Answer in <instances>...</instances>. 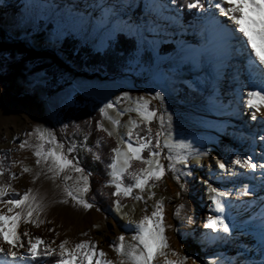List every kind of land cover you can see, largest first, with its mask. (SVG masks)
I'll list each match as a JSON object with an SVG mask.
<instances>
[{"label":"rangeland","instance_id":"rangeland-1","mask_svg":"<svg viewBox=\"0 0 264 264\" xmlns=\"http://www.w3.org/2000/svg\"><path fill=\"white\" fill-rule=\"evenodd\" d=\"M30 3L58 5L54 11L60 14L87 15L93 11L89 7L93 0H0V53H7L9 57L6 70L0 72V164L9 167L18 176V179L11 181L13 188L24 190L31 187L44 194L48 200H58L61 196L59 187H55L43 175L32 182L31 174H20V164L10 167L13 161L19 160L30 167L32 173L37 170L31 155L32 149L19 148L20 141H27L29 145L37 143L34 128L55 136L57 144L62 143L65 146L58 148V151L66 153L67 145L76 144L74 152L66 155L75 156L79 166L87 174L90 171L82 165V161L87 156L92 158V152L96 153L95 148L88 145V139L90 132L96 129L97 121L108 131H113L109 117L119 121L110 136L116 146L121 138L128 139L124 133L129 126V118L139 125L138 129H133V141L137 134H144V125L139 116L134 111H123L126 106H132L131 100L140 96L149 101V109L163 104L165 111L172 117L165 124V128L170 126L173 139L190 145L191 151L185 161L188 168L176 164V180L172 179L174 173L166 170L164 176L154 182L151 198L147 196V188L143 192L134 190L136 195L143 197L142 201L131 197H113L111 193L114 188L105 183L110 198L109 207L102 208L97 204L89 190L86 198L93 207L88 210L73 208L71 200L67 204L50 203L41 213L44 224L38 227L22 225L19 231L26 227L31 235L51 241L53 246L64 239L69 241L68 247L81 240H94L97 248L104 251L108 259L115 261L117 257L109 248V243L119 242L116 237L120 235L124 236L125 246L134 243L131 240L134 232L127 230L129 222L150 215L155 201L159 199L163 204L165 235L170 247L178 254L191 256L197 259L198 264H216L217 259L221 264L225 261L228 264H237L244 253H251L246 258V264L247 261L258 264L261 259L258 250L259 225L264 218V191L260 189L259 169L254 174L250 171L244 173L243 169L231 165L233 158L248 155L252 159L254 155H260L256 151L259 140L253 139V136L263 135L264 130L261 128L264 126L261 123L264 116L257 113L258 118L252 120V113L243 107L244 94L252 90L243 86L247 78L246 57L239 56L230 63L226 61L218 72L212 69L204 73L178 71L174 74L175 78L167 82L168 86H162L154 79L146 61L137 63L130 60L131 55L123 64L122 74L109 75L99 71L97 67L83 63L82 58L76 60L73 56H68L67 51L60 45L67 38L73 42L74 48L84 46L91 52L101 53L108 47L95 46L100 39L98 35H89L86 39L81 36H66L53 43L51 34L54 25L52 19L45 18L48 10H43L44 16H40L37 14L39 10L26 8ZM185 38L190 43L198 41L194 34H186ZM167 39L171 41L170 34ZM171 53L172 51L160 54L168 56ZM230 73L239 86L224 93L221 89L225 83L230 82L225 78ZM192 81L196 83L191 84ZM181 86L198 92L200 99L184 101ZM156 91H161L160 101L152 99ZM121 92H127L131 99L122 98V102L117 104L114 97L120 96ZM209 94L215 97L214 105L208 102ZM109 101L113 102L115 108L106 109L105 115L101 116L98 109ZM117 109L123 111V115H118ZM149 127L154 136L157 127L155 119L149 123ZM77 128L79 131H75ZM29 132L32 133L31 136L27 135ZM85 134L88 138L84 144L91 152H85L79 146ZM13 136L16 137L15 140L12 139ZM120 147L123 148V145L120 144ZM160 151V163L167 169L168 162L163 156L168 150L161 148ZM203 153L206 155H200ZM140 155L147 159L148 150L142 151ZM216 159L232 167L234 172L244 174L233 178L220 173L215 168ZM262 161L255 162L263 163ZM143 167L140 161L133 160L129 170L136 172ZM210 170H215L217 175L210 177ZM180 172H190L191 175H181ZM72 175L75 178V173ZM205 179H210L213 186L219 185L220 190L230 193V196L222 198V202H227L229 207L219 215L222 218L227 216L225 223L232 227L229 233H220L221 239L211 243L205 241V236L216 234L205 229L203 224L209 215L217 213L214 206H210L209 194L201 182ZM123 180L125 184L131 183L127 175ZM0 181L8 182L7 173L0 177ZM60 183L58 178L55 185ZM68 183L71 185L72 181ZM181 185L184 187L181 188ZM251 185H255V196L237 195L238 189L246 192L247 186ZM113 200L119 202V209L113 207ZM174 212L178 215H173ZM94 224L98 227L94 228ZM168 225H172L176 231L173 232ZM48 228L53 231L48 232ZM169 258L175 259L171 256ZM185 264H191V260L185 261Z\"/></svg>","mask_w":264,"mask_h":264},{"label":"snow or ice","instance_id":"snow-or-ice-1","mask_svg":"<svg viewBox=\"0 0 264 264\" xmlns=\"http://www.w3.org/2000/svg\"><path fill=\"white\" fill-rule=\"evenodd\" d=\"M171 4L170 7L168 0H135V2L134 0H93L89 6L93 11L87 15L60 14L54 11L59 7L58 5L47 3H30L26 8L39 10L37 14L40 16H44L43 10H48L45 18L52 19L54 25L51 34L53 43L66 36H81L86 39L89 35H98L100 39L95 45L98 48L115 49L118 44H126L131 53L130 60H135L137 63L146 61L154 79L162 86H168L167 82L174 79V74L178 71L204 73L212 69L218 72L226 61L230 63L239 56L246 57L247 78L243 86L252 90L244 94L243 107L252 113L250 116L252 120L258 118L257 113L264 116V0H189L186 8L191 11L186 15L192 16L193 20L187 24L183 21L181 11L176 7L177 0H171ZM180 7L183 8L184 5ZM169 34L172 37L171 41L167 39ZM186 34H194L198 37V41L190 43L185 38ZM165 43L174 47L171 55L161 56V45ZM8 58L7 53H0V72L6 70ZM195 83V81L191 82V84ZM28 84L31 86V81ZM161 91H156L152 99L160 101ZM122 98L131 99L127 92H121L120 96L114 97V100L118 104L122 102ZM208 102L214 105L215 97L209 94ZM131 103L132 106H126L123 111H134L139 116L144 125V134H137L136 140L133 141V129H138L139 125L129 118V126L124 133L128 139L121 138L117 146L110 149V163L105 165V174L108 177L105 183L114 188L111 193L113 197H131L142 201L143 197L136 195L134 190L143 192L147 188V196L151 198L154 182L159 181L166 170L172 171L174 173L172 179L176 180L178 170L175 165L182 164L185 169L188 168L185 161L191 148L190 145L173 139L170 126L165 128V124L169 123L172 117L165 111L163 104L149 109V101L144 96L131 100ZM114 108L113 102L109 101L98 111L104 116L106 109ZM123 111L117 109L118 115H123ZM158 112L160 115H157ZM154 119L157 127L153 136L149 123ZM109 120L113 131L105 129L99 121L96 122V129L112 136L119 121L111 117ZM261 123L264 124V120H261ZM33 131L36 133L37 143L29 145L27 141H20L19 148L32 149L31 155L34 157L37 170L32 173V169L19 160L13 161L10 167L20 164V174H31L32 182L43 175L46 180H51L55 187H59L61 196L58 200H48L44 194L31 187L24 190L13 188L11 181L18 179V176L13 174L9 167L0 164V177L7 173L8 181H0V264H41V261L48 257L54 258V264H185L187 260H191V264H198L197 259L180 255L170 247L168 237L165 235L163 204L159 199L155 201L150 215L129 222L127 230L134 232L131 237L134 243L125 246L123 235L116 237L119 242L109 243V248L116 254L115 261L108 259L106 253L97 248L94 240H81L68 247L69 241L64 239L53 246L51 241L31 235L26 227L23 231H19L22 225L38 227L44 224L45 220L41 218V213L50 203L67 204L71 200L73 208H82L86 211L93 207L86 198L90 190L91 173H85L75 156L66 155L73 153L77 145L74 143L67 145L66 153L58 151V148L65 146L62 143L57 144L55 136H50L39 128H34ZM27 135L31 136L32 133L29 132ZM87 138L85 134L79 146L83 151L91 152V149L84 144ZM12 139L15 140L16 137L13 136ZM253 139H258L260 145H264V135H254ZM46 144L48 147H45ZM161 148L168 150L163 156L168 162L167 169L160 163ZM146 149L147 159L140 155ZM92 158L94 161L100 159L95 152H92ZM133 160L140 161L144 167L136 172L130 171ZM256 160H264V148H261L259 156L254 155L252 159H249L248 155L231 159V165L243 169L244 173L250 171L254 174L259 169L260 189L264 191V163H256ZM215 168L228 177L234 178L244 174L234 172L232 167L226 166V163L220 159H216ZM179 174L191 175L190 172ZM125 175L129 177L131 183L125 184L123 180ZM214 175H217L215 170H210L209 176ZM58 178L61 183L55 185ZM218 178L222 179V177ZM69 181H72L71 185ZM201 182L209 194L210 206H214V211L217 213L209 215L203 224L205 229L216 234L205 236V241L211 243L221 239L220 233H229L232 227L225 223L227 216L222 218L219 215L229 207L227 202H222V198L230 196V193L220 190L219 185L213 186L210 179ZM183 187L184 185H181V188ZM254 187L255 185L247 186L246 192L238 189L237 195L255 196ZM112 205L117 209L121 207L117 200H113ZM173 215L178 213L174 212ZM93 227L98 226L94 224ZM167 227L173 232L176 231L172 225ZM47 231L53 230L48 228ZM81 235L86 234L81 233ZM258 250L261 257L258 264H264V218L259 225ZM249 255L251 253H244L237 264H246ZM169 256L175 259H170ZM216 264H221V261L217 259ZM224 264L228 262L225 261ZM247 264L254 262L247 261Z\"/></svg>","mask_w":264,"mask_h":264},{"label":"trees","instance_id":"trees-1","mask_svg":"<svg viewBox=\"0 0 264 264\" xmlns=\"http://www.w3.org/2000/svg\"><path fill=\"white\" fill-rule=\"evenodd\" d=\"M189 0H177L176 7L181 11L184 23H190L193 20L192 16L186 15V13L191 10L186 8ZM170 6L171 0H169ZM184 5L183 8L180 6ZM206 6V5H205ZM62 48L67 51L68 56H73L78 60L79 58L83 59V63L87 65H92L97 67L99 71H103L109 75H118L122 74L123 64L127 62L131 53L126 44H118L115 49L112 47L106 48L101 53L91 52L84 46H79L74 48V44L72 41L64 38L60 44ZM161 52L168 53L173 49V45L169 43H165L161 45ZM74 52V53H73ZM73 54V55H72ZM232 74L225 77L229 79V83H225L221 91L224 93L233 91L235 88L239 86L236 80L232 79ZM2 78L0 77V80ZM182 90L181 96L184 101H197L200 99L199 93L194 90H187V88L181 86ZM97 141H99V147H97ZM88 145L94 147L96 150V154L100 157L99 160H93V158L86 157L85 160L82 161V165L88 169L91 173L90 176V193L93 196L94 200L99 204L102 208H106L110 206V198L108 195L107 187L104 185L107 180L106 168L105 165L110 163L111 152L110 149L116 147V142L114 139L103 131H98L93 129L90 132V136L88 139ZM41 264H54V258L48 257L44 258L41 261Z\"/></svg>","mask_w":264,"mask_h":264},{"label":"bare ground","instance_id":"bare-ground-1","mask_svg":"<svg viewBox=\"0 0 264 264\" xmlns=\"http://www.w3.org/2000/svg\"><path fill=\"white\" fill-rule=\"evenodd\" d=\"M261 128H263L264 129V126H261ZM263 135H264V130H263ZM258 145H260V141H259V143H258ZM261 148H264V145H260V147H257V152L258 153H260V151H259V149H261ZM263 163H264V160L262 161ZM259 175H260V171H259ZM261 178V177H260ZM259 178V179H260ZM263 199H264V196H263Z\"/></svg>","mask_w":264,"mask_h":264}]
</instances>
